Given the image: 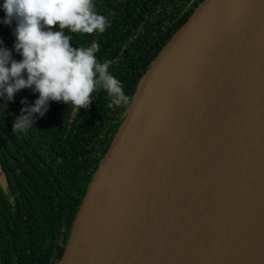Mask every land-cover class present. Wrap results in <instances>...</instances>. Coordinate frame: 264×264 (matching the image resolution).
<instances>
[{"label": "water", "instance_id": "95a60500", "mask_svg": "<svg viewBox=\"0 0 264 264\" xmlns=\"http://www.w3.org/2000/svg\"><path fill=\"white\" fill-rule=\"evenodd\" d=\"M253 16L229 155L215 165L210 76ZM58 264H264V0H200L164 43L90 181Z\"/></svg>", "mask_w": 264, "mask_h": 264}, {"label": "trees", "instance_id": "16d2710c", "mask_svg": "<svg viewBox=\"0 0 264 264\" xmlns=\"http://www.w3.org/2000/svg\"><path fill=\"white\" fill-rule=\"evenodd\" d=\"M0 0V47L12 59L17 24L6 19ZM200 0H94L110 26L104 33L73 34V47H100L99 61H115L129 103L109 108L103 89L88 109L73 114L71 105L50 102L24 133L14 132L23 109L39 98L33 89L0 99V264H58L90 181L108 152L136 87L164 43L189 17ZM54 30H59L57 25Z\"/></svg>", "mask_w": 264, "mask_h": 264}, {"label": "clouds", "instance_id": "9594fccd", "mask_svg": "<svg viewBox=\"0 0 264 264\" xmlns=\"http://www.w3.org/2000/svg\"><path fill=\"white\" fill-rule=\"evenodd\" d=\"M6 19L16 22L15 51L23 59L15 61L9 50L0 47V99H14L17 92L33 89L39 98L23 109L13 131L24 133L36 115L44 116L50 102L71 105L73 114L88 109L100 89L111 98L109 108L129 103L121 82L110 73L115 63L97 58L99 44L73 47L66 30L81 36L104 33L108 19L96 11L94 0H4ZM59 30H54L56 26Z\"/></svg>", "mask_w": 264, "mask_h": 264}, {"label": "bare ground", "instance_id": "6f19581e", "mask_svg": "<svg viewBox=\"0 0 264 264\" xmlns=\"http://www.w3.org/2000/svg\"><path fill=\"white\" fill-rule=\"evenodd\" d=\"M255 17L249 19L241 38L228 54L213 70L209 82L208 128L211 138L208 145L209 158L219 165L229 155L228 130L230 115L236 91L247 58L252 47ZM217 161V162H216Z\"/></svg>", "mask_w": 264, "mask_h": 264}]
</instances>
